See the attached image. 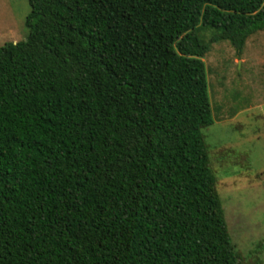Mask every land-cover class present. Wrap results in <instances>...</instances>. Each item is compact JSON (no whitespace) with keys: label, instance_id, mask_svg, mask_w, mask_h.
<instances>
[{"label":"trees","instance_id":"trees-1","mask_svg":"<svg viewBox=\"0 0 264 264\" xmlns=\"http://www.w3.org/2000/svg\"><path fill=\"white\" fill-rule=\"evenodd\" d=\"M28 2L0 46V264H238L201 59L241 56L264 0Z\"/></svg>","mask_w":264,"mask_h":264},{"label":"rangeland","instance_id":"rangeland-1","mask_svg":"<svg viewBox=\"0 0 264 264\" xmlns=\"http://www.w3.org/2000/svg\"><path fill=\"white\" fill-rule=\"evenodd\" d=\"M28 1L0 0V46L25 40ZM201 61L210 121L200 134L220 224L238 264H264V31L246 41L239 57L220 42Z\"/></svg>","mask_w":264,"mask_h":264}]
</instances>
